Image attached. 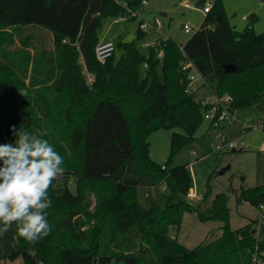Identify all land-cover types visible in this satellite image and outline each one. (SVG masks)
Returning a JSON list of instances; mask_svg holds the SVG:
<instances>
[{"label": "trees", "instance_id": "1", "mask_svg": "<svg viewBox=\"0 0 264 264\" xmlns=\"http://www.w3.org/2000/svg\"><path fill=\"white\" fill-rule=\"evenodd\" d=\"M121 1L139 7L135 0ZM126 14L117 0H0V52L14 39L15 27H40L53 37L52 50L25 55L22 64L0 56V144L14 143L13 127L23 129L48 140L66 169L49 190L50 234L28 243L13 224L0 237V264L17 259L24 264H264L259 222L232 230L226 194L213 200L209 214L202 213L187 200L188 166L171 165L196 141L210 108L186 92L192 69L184 64L191 63L217 95L231 96L232 109L251 107L264 96V32L236 30L215 0L183 51L169 38L146 54L135 42L121 41L122 56L113 54L103 65L95 55L100 18ZM144 35L139 27L138 38ZM31 61L34 89L28 91L23 75ZM225 65L237 71L226 74ZM158 129L182 131L173 133L164 165L150 154L149 136ZM162 184L169 190L165 209L143 208L138 188ZM89 192L96 194L94 211L83 203ZM210 196L211 190L202 201ZM243 202L264 206V185L243 190ZM185 214L223 223L222 236L185 247L169 235Z\"/></svg>", "mask_w": 264, "mask_h": 264}, {"label": "rangeland", "instance_id": "2", "mask_svg": "<svg viewBox=\"0 0 264 264\" xmlns=\"http://www.w3.org/2000/svg\"><path fill=\"white\" fill-rule=\"evenodd\" d=\"M212 1L214 5L215 0ZM197 2V0H153L147 7L139 6L135 9L140 13L138 18L132 17L131 14L117 18L103 16L100 18L96 35L99 43L112 42L116 45V59L123 54L122 49L117 47L121 41L135 42L142 54L148 52L146 44L165 38L182 45L206 21V16L201 12L202 7L197 6ZM187 4L194 9L187 8ZM219 4L231 26L236 30L243 31L250 27L255 34L264 32V0H219ZM141 21L150 27L144 37L138 38ZM185 24L192 25L193 32L185 33L181 29V26ZM12 32L14 39L11 43L5 42L4 51L0 52V56L5 61L22 64L25 55L34 56L35 53L38 54L43 50L53 49L52 33L43 28L15 27ZM31 66L32 61L29 63L28 72L23 75L28 91L34 89L31 86L33 82ZM146 75V67L141 66V78H145ZM200 89L199 95L202 99L209 95L208 90ZM25 95L27 97L28 93ZM236 115L238 122L235 125L222 124L220 130L214 129L211 121L204 119L195 134L196 141L175 155L171 159V165L188 166L192 178L193 197L189 196L187 200L194 207H200L202 213L209 214L213 200L219 194H226L231 229L239 230L251 224L252 221H258L256 236L264 239V215L260 209L248 202L239 203L243 190L264 185V96L257 104L237 110ZM112 126L116 125L112 124ZM112 126H110L111 131H113ZM174 132L182 133L181 130L158 129L149 136L151 158L159 165H164L170 157ZM222 134L227 136L228 142L236 144V148L226 146L222 142ZM228 167L229 170L221 175L220 172ZM209 190H211V196L202 201ZM138 195L143 208L158 207L164 210L169 190L164 184L140 187ZM83 203L89 205L90 211H94L96 194L89 192ZM93 223V221L90 222L87 227L92 226ZM222 227L221 222H201L196 214H185L181 226L171 227L169 235L177 238L185 247L193 249L198 245H207L218 240L222 236ZM85 229L86 227L83 228ZM7 264H24V262L18 259L9 261Z\"/></svg>", "mask_w": 264, "mask_h": 264}, {"label": "clouds", "instance_id": "3", "mask_svg": "<svg viewBox=\"0 0 264 264\" xmlns=\"http://www.w3.org/2000/svg\"><path fill=\"white\" fill-rule=\"evenodd\" d=\"M11 131L14 143L0 144V237L15 224L18 235L35 244L50 234L49 190L64 178V157L46 139Z\"/></svg>", "mask_w": 264, "mask_h": 264}, {"label": "built area", "instance_id": "4", "mask_svg": "<svg viewBox=\"0 0 264 264\" xmlns=\"http://www.w3.org/2000/svg\"><path fill=\"white\" fill-rule=\"evenodd\" d=\"M135 1L138 2L139 6L145 8L153 0H135ZM212 2H213L212 0H208L205 6L202 7L201 12L203 13V15L207 16L211 12L213 7ZM117 3L121 4L123 7L126 8L127 14H131L132 17H136V18L139 17L140 13L129 8L126 3H123L121 0H117ZM186 7L190 9H194L191 8V6L188 4L186 5ZM139 27L143 32H147L150 26L144 21H141ZM208 28L210 29V26ZM183 30L185 31V33L190 34L191 32H193V27L190 24H185L183 25ZM166 39L168 38L161 40H166ZM161 40L155 41L152 44H146V46L148 48H156L160 46ZM183 49H184V44L180 45V50L183 51ZM115 51H116V45L114 43L102 42V43H98V45L96 46L95 55L97 60L104 65L109 60V58H111L113 54H115ZM160 56H162V53ZM184 69H192L188 76V83L186 88L187 93L194 92L198 94L199 88L206 89L209 92V95L206 99H202L201 97H199V95H197L198 96L197 100L203 102L205 105L210 107L209 110L205 113L204 119L211 121L212 127L214 129H219V130L221 129L222 124L226 126L235 125L237 122L236 120L237 111L232 109V104H233L232 97L229 95H225V96L217 95L215 89L212 88L207 83L206 79L193 67L191 63L188 62L185 63ZM89 81L92 82L93 79L91 78L89 79ZM221 139L226 146L230 148H236V144H234L233 142H228L226 135L222 134ZM192 195H193L192 192H190L189 196L193 197ZM260 210L261 212L264 213V206H262ZM256 260L257 258H254L255 262H257Z\"/></svg>", "mask_w": 264, "mask_h": 264}, {"label": "water", "instance_id": "5", "mask_svg": "<svg viewBox=\"0 0 264 264\" xmlns=\"http://www.w3.org/2000/svg\"><path fill=\"white\" fill-rule=\"evenodd\" d=\"M197 1H198V2H197V6H204L208 0H197ZM182 28H183V25L181 26V29H182ZM223 69H224V72H225L226 74H228V73H234V72L237 71V68H236L234 65H225V66H223ZM228 170H229V167L223 169V170L220 172V174L223 175V174H225Z\"/></svg>", "mask_w": 264, "mask_h": 264}, {"label": "crops", "instance_id": "6", "mask_svg": "<svg viewBox=\"0 0 264 264\" xmlns=\"http://www.w3.org/2000/svg\"><path fill=\"white\" fill-rule=\"evenodd\" d=\"M207 3V2H206ZM205 6V5H204ZM201 7H203V6H201ZM192 8V7H191ZM22 29V28H21ZM183 29V28H182ZM11 31H14V29H11ZM89 79H91V76L90 75H88V80ZM211 86V85H210ZM212 87V86H211ZM212 88H214V87H212ZM215 89V88H214ZM205 90V89H204ZM197 95H199V93L197 94ZM199 97H200V95H199ZM208 97V95H206V97L204 98V99H206ZM237 116V115H236ZM236 120H237V117H236ZM237 122H238V120H237ZM236 122V123H237ZM258 226H259V223H258ZM257 231H258V228H257ZM261 239V238H260ZM18 260V259H17ZM2 264H7V262H3Z\"/></svg>", "mask_w": 264, "mask_h": 264}]
</instances>
